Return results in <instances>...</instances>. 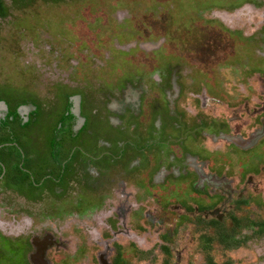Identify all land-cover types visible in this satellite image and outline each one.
Here are the masks:
<instances>
[{
  "label": "rangeland",
  "instance_id": "1",
  "mask_svg": "<svg viewBox=\"0 0 264 264\" xmlns=\"http://www.w3.org/2000/svg\"><path fill=\"white\" fill-rule=\"evenodd\" d=\"M18 3L7 0L4 4L10 9L0 20V94L9 99L43 101L46 108L43 116L19 130L22 141L15 138L34 161L27 164V158L22 160L28 179L31 177L36 187L31 189L23 175L7 167L0 178V221L16 224L26 219L32 226L24 229L36 236L48 230L46 233L54 234L55 239L64 236L78 240V235L90 243L94 238H104L118 221L122 223L118 239L125 249L122 255L135 264H209L211 260L214 264H264V234L249 236L234 249L225 245L213 224L188 216L190 213L181 214L188 212L194 201L186 202L187 209L181 204L169 206L164 190L149 184L153 173L160 175L158 169L128 172V155L134 153L135 145H141L137 138L128 135L120 143L112 140V135L128 133L119 127L126 107L137 113L133 119L136 125L154 107L161 122L165 119L178 126L185 120L183 128L170 130L175 136L186 130V124L194 135L201 134L202 119H226L231 127L238 124L234 114L245 113L234 93L240 97L238 93L258 92L249 88L257 84L252 73L264 79V29L252 12L264 9V0ZM64 90L89 94L84 108L88 131L57 136L53 156L50 114L53 111L57 116L66 104ZM249 103L254 104V100L249 99ZM4 111L1 106L0 116ZM179 111L186 118L180 120ZM158 132L154 137L163 138L164 132ZM125 142L134 150L125 149ZM142 143L143 160L147 155L155 164V155L160 157L168 151V144L161 142L145 155L149 146ZM118 153L120 162H113V155ZM65 160V176L56 178V163L65 164ZM104 163L112 166L97 178L99 164ZM37 164L43 166L38 169ZM78 181L90 184L83 191ZM78 197L88 204L83 212L75 209ZM248 204L241 212V223L249 222L244 219L247 215L264 217V181L259 196ZM239 231V235H249V225H242ZM22 243L27 246L26 238L11 241L0 234V263L24 264Z\"/></svg>",
  "mask_w": 264,
  "mask_h": 264
},
{
  "label": "flooded vegetation",
  "instance_id": "2",
  "mask_svg": "<svg viewBox=\"0 0 264 264\" xmlns=\"http://www.w3.org/2000/svg\"><path fill=\"white\" fill-rule=\"evenodd\" d=\"M252 12L255 13V19L259 26L264 29V9H261L260 12L259 10ZM249 18L252 19L251 14ZM252 75H255L253 79L257 84H250L249 88L256 89L258 92L252 91V95H249L248 92L238 93L240 97L234 93L233 96L237 97V104L242 106L245 116L235 113L234 115L238 116V124L232 127L228 120L214 117L209 122L202 119L204 123H202L201 134L194 135L195 133L190 131L192 127L186 124V130L175 136L170 133V130L175 129V127L183 128L185 124L183 119L186 118L185 113L179 111L178 114L182 113L181 116L176 113V117L178 118L179 116V119L184 121L183 125L179 123L176 126L170 121L169 123L166 122L165 119L161 122L160 119L162 118L154 112V107L149 115L139 119L140 125H136L133 115L135 116L137 113L135 110L126 107L125 110H128L123 115V119L121 117L118 118L120 114L117 115V119H122L119 125L122 130H127L128 133L121 134L118 137L112 136V140L115 143L122 142L123 135L137 138L141 145H135V150L130 147L131 143L125 142L126 145L124 144L125 149L128 151L134 150V153L129 154L127 158L128 172L134 171L136 168H139L138 172L147 167L152 172L158 169L157 171L160 175L155 176L156 174L153 173L154 175L152 174L149 184L164 190L165 200L167 197L165 202L170 200L168 205L170 203L181 204L187 209L189 206H186V202H189L188 200L194 201L191 204L192 208L189 211L187 210L188 212L185 211L186 213L182 212L181 214L188 215L190 213L188 216H194L198 220L204 219L205 222L214 220L213 222L220 227L216 228V225L213 224L219 237L220 234L231 233L229 228L233 227L236 219L243 218L244 214L241 213L243 207L249 205L250 201L255 200L259 196L261 184L264 181V79L258 77L261 74L252 73ZM262 76L264 77V74ZM173 83H175L174 79ZM240 87L244 90L243 87L245 86L240 85ZM178 89L180 90L181 88L177 86ZM78 98V94L70 95L72 111ZM193 98L197 99L196 96H193ZM79 99L81 100V96ZM249 99H253L254 104H250ZM22 105H25V107L21 110L20 106ZM22 105L18 107V110L19 114L25 119L26 113H28L31 106L29 104ZM79 105L81 114V104ZM170 109L172 111L171 104ZM6 111L7 105L4 112ZM200 118L204 117H198L197 120ZM72 121V128H74L73 125L77 123V117L74 116ZM161 130L164 132L163 138H160L161 136H158L159 139L154 137L156 132L158 134V131ZM171 138L172 140L169 143ZM202 138L210 140L211 144L205 143V139ZM219 139L221 142L217 143ZM20 141L22 140L20 139ZM142 142H144V145L149 146L146 148L145 155L154 152L153 149L158 148L157 144L161 142L168 144L166 147L168 151H164L160 157L155 155L154 161L157 158L156 164L150 161L147 155L144 161L143 155H141ZM113 156L118 159L116 163H119L121 153ZM150 164H152V167L149 166ZM103 170L101 169L99 173L97 172V178L98 175L101 177L105 175ZM156 177L158 179H155ZM67 182L69 184V180ZM86 184L90 183L78 181V186H82L83 191L86 189ZM145 184L143 187L151 189ZM6 189L15 191L10 188ZM77 192L79 193V191ZM15 194H17L16 191ZM79 204H82V206H79ZM163 204L164 201L161 205ZM74 205L75 209L81 212L88 209V204L82 202L79 197L75 198ZM245 218L253 220L264 219V217L253 218L248 215ZM120 225L122 223L118 224V221L117 226L113 229L109 225L110 229L104 233V238L97 240L94 238L92 243H90V239L78 235L76 237L78 240L64 236H59L58 239H55L54 234H47L48 230H46V232L48 231L47 233L36 236L30 230L24 229V227L32 226L26 219L18 220L16 224L0 221V226L2 227L0 228V234L11 241L20 237L24 241L26 238L27 246L25 247L24 243H22L24 264H135L122 255L125 249L122 246V240H118L122 232ZM5 226L10 229H5ZM226 226L227 228H225ZM255 228L256 225L252 228L249 227L252 238L255 237L252 232ZM238 233H240L239 230L233 233L235 242L231 243V245L228 244L232 249L242 244V237ZM80 240L81 242L79 243ZM220 240L222 241L221 238ZM53 242H55V245L52 244ZM66 250L70 252L66 253Z\"/></svg>",
  "mask_w": 264,
  "mask_h": 264
},
{
  "label": "trees",
  "instance_id": "3",
  "mask_svg": "<svg viewBox=\"0 0 264 264\" xmlns=\"http://www.w3.org/2000/svg\"><path fill=\"white\" fill-rule=\"evenodd\" d=\"M24 1L25 0H11V2H19V3L24 2ZM5 2H7V0H0V20L4 18L5 15L8 14V11L10 9V5L5 6L4 4ZM64 91L66 95V98H65L66 104L63 106L62 109L60 108L59 112H57L58 113L57 116L56 115L54 116L55 112L53 111H52L53 114L52 113L50 114V115H53V117H52L51 124L49 126V136H51L49 139V146L52 148L50 151V155H53V156L56 154V149L53 147V145H55V143L57 142V139H56L57 136L59 137L77 136L80 131H84V130L88 131V128H87L88 122H87V117L85 115L87 113H85L86 110L84 109V105L87 103L89 94L83 93L81 91H74V92H70L66 90ZM73 94H79L81 96L80 104H81V109L83 111L81 110V114L79 115L84 116V120L81 123V125L75 129L72 128V124H73L72 119L75 113H73V111L71 110L72 100L70 99V95H73ZM0 100H4L7 105V111L4 112L3 115L0 116V156H1L0 158V178L2 179V175L5 174L7 167L8 169L9 167H11L12 169H15L19 174L23 175L24 183L26 182L29 183L31 189L34 190L36 187V183L34 180L33 181L31 180V177L30 179H28L29 173L27 172L25 168H23L25 158L29 160L27 161V164H30L31 162H34V161L31 158H29L30 152H26V150H22L21 147H19L15 138L19 139V136H20L19 130L21 128L26 127L31 121L34 122L41 115L43 116L44 109L46 108L45 102L43 103V101H39V100L33 102L30 98H23V97L22 99H9L6 97H2V94H0ZM22 104H29L31 106L28 113H26L25 119H23V116L19 114L20 112L18 110V107ZM48 109L50 108L48 107ZM108 124L110 123L108 122ZM106 128H108V126H106ZM12 129L14 130L12 131ZM104 136H107V135H104ZM66 156L68 155L64 154L65 158ZM117 160L118 159L115 158L112 161L116 162ZM126 161H128V159ZM56 164L58 167V171L56 172L55 176H57L58 178V175L61 174L64 177L66 160H65V164L62 162H59ZM42 166L43 164H37L36 167L40 169ZM99 166L101 169H104L103 172L106 173L109 167H111L112 165H109V163H104V164H99ZM62 167L63 169H61ZM63 177L61 176L62 180H63ZM19 186H21L20 183H19ZM245 219H247V221L249 222L241 223L243 219H236L235 222L233 223V227H230V228L228 227L231 230L230 234L229 233L220 234V238L222 239V242L225 245L226 244L231 245V243L235 242V240H233L234 238L233 233L236 230H239L240 227L244 224H248L249 227L251 228L256 225L255 230L252 231L255 236L264 234V219H260V220H253L251 218H245ZM200 220L201 221L203 220V222L205 221L204 219H200ZM213 221L210 220L206 222L216 225ZM216 228H220V227L216 225ZM225 228H227V226ZM250 235H251V231L249 232V235L242 234L241 242H245L249 238ZM207 258L210 259L209 256ZM209 264H214V262L211 260Z\"/></svg>",
  "mask_w": 264,
  "mask_h": 264
},
{
  "label": "clouds",
  "instance_id": "4",
  "mask_svg": "<svg viewBox=\"0 0 264 264\" xmlns=\"http://www.w3.org/2000/svg\"><path fill=\"white\" fill-rule=\"evenodd\" d=\"M78 97L80 98L79 94H78ZM79 98H78V103L76 104V106H75V108L73 110V113H75L74 116L77 117V123H78L75 128L79 127L81 125V123L83 122V120H84V116L79 115L80 114V105H79L80 104V99ZM106 117L107 116H105V118Z\"/></svg>",
  "mask_w": 264,
  "mask_h": 264
},
{
  "label": "water",
  "instance_id": "5",
  "mask_svg": "<svg viewBox=\"0 0 264 264\" xmlns=\"http://www.w3.org/2000/svg\"><path fill=\"white\" fill-rule=\"evenodd\" d=\"M78 103V99H77V101H76V104ZM1 106H3L4 108H6V103H5V101L4 100H0V107ZM21 107V110H22V108L23 107H25V105H22V106H20Z\"/></svg>",
  "mask_w": 264,
  "mask_h": 264
},
{
  "label": "crops",
  "instance_id": "6",
  "mask_svg": "<svg viewBox=\"0 0 264 264\" xmlns=\"http://www.w3.org/2000/svg\"><path fill=\"white\" fill-rule=\"evenodd\" d=\"M107 121L111 124V127L114 125V124H112L111 122H110V120H109V118L107 117ZM120 127V126H119ZM112 136H116V135H112ZM117 136H119V134H117ZM123 136H125V135H123Z\"/></svg>",
  "mask_w": 264,
  "mask_h": 264
}]
</instances>
